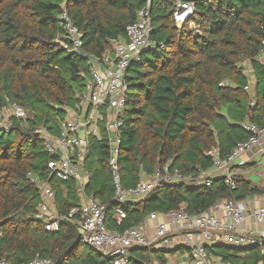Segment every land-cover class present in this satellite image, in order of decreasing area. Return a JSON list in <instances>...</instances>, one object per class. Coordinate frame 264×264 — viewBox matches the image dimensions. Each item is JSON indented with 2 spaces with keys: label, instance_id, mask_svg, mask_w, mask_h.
I'll list each match as a JSON object with an SVG mask.
<instances>
[{
  "label": "trees",
  "instance_id": "trees-1",
  "mask_svg": "<svg viewBox=\"0 0 264 264\" xmlns=\"http://www.w3.org/2000/svg\"><path fill=\"white\" fill-rule=\"evenodd\" d=\"M195 4L194 14L176 24L177 0H150L151 39L126 74L127 102L119 116V182L136 187L144 175L166 165L171 172L197 174L213 165L214 148L230 155L249 138L246 120L264 127V0H183ZM149 0H0V110L22 106L25 118L12 117L0 129V259L25 264L37 255L55 264H113V258L85 243L79 220L62 221L59 231H48L36 218L42 200L32 181L48 182L60 213L83 201L82 191L106 207L110 229L124 231L144 223L151 213L182 207L196 214L211 209L220 199L243 200L260 194L244 176L231 189L221 177L210 185L162 183L137 201H118L110 166V113L102 108L99 134H90L81 188L71 178L62 180L48 167L58 154L48 151L45 127L59 136L70 111L80 114L91 60L113 54L117 41L127 38V27ZM67 11L82 33L80 51L71 50L60 18ZM190 23L196 26L191 27ZM247 61L255 79L249 83ZM224 82V84H221ZM126 211L118 224L117 207ZM235 246L218 242L209 253L233 264H264V240ZM127 264H170V257L190 253L178 245L155 244L130 249ZM190 261L191 258L188 257Z\"/></svg>",
  "mask_w": 264,
  "mask_h": 264
},
{
  "label": "built area",
  "instance_id": "built-area-1",
  "mask_svg": "<svg viewBox=\"0 0 264 264\" xmlns=\"http://www.w3.org/2000/svg\"><path fill=\"white\" fill-rule=\"evenodd\" d=\"M195 12L192 1L177 0V10L174 18L178 26H182ZM60 18L66 37L71 43L73 51H79L82 45L79 27L73 22L65 10ZM194 23H190L193 25ZM152 17L150 0L147 7L138 12V20L129 25L126 30L127 38L117 41L113 54L106 53L102 60H91V74L86 82L84 100L80 114L70 111L63 122L59 136L50 134L45 127L36 130L42 134L48 151L58 154V159L49 162L48 167L53 175L62 180L76 179L83 189L89 175L84 174L85 156L90 134H99L98 123L102 118V108L110 113L109 131L111 140L110 166L116 183V197L118 201H125L134 196L142 198L162 183L185 182L187 184L210 185L212 179L221 177L231 189L237 188L235 167L247 164L245 154L253 147L260 145L264 139V127L246 120L242 126L248 131L249 138L240 141L227 157H220L218 149L214 148L212 167L201 170L197 174L183 175L178 170L171 172L166 165L163 170L152 176L144 175L143 180L134 188L126 189L121 186L118 169V153L120 138L118 134L119 116L124 111L127 102L129 83L126 74L133 62L141 60L145 49L154 45L151 39ZM224 84V82H221ZM27 115L22 106L12 104L0 110V129L7 130L12 125V117L25 118ZM91 124L92 127L87 125ZM32 177V181L39 187L42 200L37 206L36 218L44 221L48 231H59L62 221L79 220L81 239L113 258V264H127L130 259V249L155 244L157 247L171 249L177 244L189 245L191 252L185 256L183 264H233L223 261L219 256L209 253L202 240L197 239L195 231L203 232L207 238L214 237L217 242L242 246L261 243L253 231L242 230V224L249 216L258 224L264 223V204L258 207L247 206L243 201L228 199L222 204H215L221 215L213 211L190 213L185 208L172 210L167 213H151L155 220L154 233L147 234L144 226L138 225L120 231L110 229L106 223V207L92 196L82 191L83 201L73 206L68 213H60L56 204V194L51 185ZM116 220L121 224L126 218V211L122 207L115 210ZM179 232L180 236H171V232ZM190 257V261L186 258ZM0 264H11L6 259H0ZM25 264H55L51 258L37 255Z\"/></svg>",
  "mask_w": 264,
  "mask_h": 264
},
{
  "label": "crops",
  "instance_id": "crops-1",
  "mask_svg": "<svg viewBox=\"0 0 264 264\" xmlns=\"http://www.w3.org/2000/svg\"><path fill=\"white\" fill-rule=\"evenodd\" d=\"M191 27H195L196 25H190ZM244 65H247V61L243 62ZM249 76V83L245 87L247 91H250L251 95L254 96L255 92V79ZM245 158L247 160V164L243 167H240L235 170V167L233 169V173L235 174L236 177L238 176H244L249 182L253 183L254 185L258 186V188L262 191L260 194H254L247 196L245 199L240 200L243 201L244 203L248 204L247 206H254L258 207L264 204V139L260 145H257L250 149L249 151L246 152ZM141 198H137L134 196H131L128 198V200L131 201H137ZM228 199H220L217 201L216 204H222L224 201ZM213 211L216 212L217 214L221 215L220 210L217 207H213ZM116 218V215L114 216ZM141 226H144L147 230V234L149 236H152L154 233V225H155V220L152 219L150 216L145 220L144 223L140 224ZM242 230L246 231H253L255 234L259 237V239L264 240V223L258 224L253 217L249 216L247 219V222L242 224L241 226ZM196 237L199 240H202L205 244V246L212 245L214 243H218L214 237L207 238L203 235V232L201 231H195ZM171 236H180L179 232L172 231ZM178 245H183L184 247L190 249L189 245L187 244H177L174 247ZM173 247V248H174ZM189 253H184V254H178L175 255L174 260L171 261L170 257V264H174V262L179 260L178 264H183L185 261V256ZM188 260V257L186 258V261ZM189 261V260H188ZM177 263V262H176Z\"/></svg>",
  "mask_w": 264,
  "mask_h": 264
},
{
  "label": "rangeland",
  "instance_id": "rangeland-1",
  "mask_svg": "<svg viewBox=\"0 0 264 264\" xmlns=\"http://www.w3.org/2000/svg\"><path fill=\"white\" fill-rule=\"evenodd\" d=\"M247 63H248V62H247ZM245 67H246V69H247V74L250 75V77L254 78V75H253L252 70H251V68H250V64L248 63L247 65H245ZM87 126L92 127L91 124H89V125H87ZM238 168H240V167L235 168V170L238 169ZM186 256H188V254H187ZM174 258H175V257L172 256V257H171V261H173ZM175 259H176V258H175ZM178 259H179V258H178ZM178 259H177V261H176L177 263L174 262V264H178V262H179Z\"/></svg>",
  "mask_w": 264,
  "mask_h": 264
},
{
  "label": "water",
  "instance_id": "water-1",
  "mask_svg": "<svg viewBox=\"0 0 264 264\" xmlns=\"http://www.w3.org/2000/svg\"><path fill=\"white\" fill-rule=\"evenodd\" d=\"M79 51L81 52V54H83V53H84V51H83V49H82V48H80V49H79Z\"/></svg>",
  "mask_w": 264,
  "mask_h": 264
},
{
  "label": "bare ground",
  "instance_id": "bare-ground-1",
  "mask_svg": "<svg viewBox=\"0 0 264 264\" xmlns=\"http://www.w3.org/2000/svg\"><path fill=\"white\" fill-rule=\"evenodd\" d=\"M188 20H189V18H188ZM246 204V203H245ZM254 207V206H253Z\"/></svg>",
  "mask_w": 264,
  "mask_h": 264
}]
</instances>
